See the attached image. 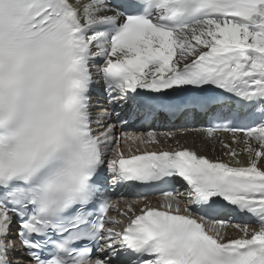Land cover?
Here are the masks:
<instances>
[{"label":"snow or ice","instance_id":"6c2138e0","mask_svg":"<svg viewBox=\"0 0 264 264\" xmlns=\"http://www.w3.org/2000/svg\"><path fill=\"white\" fill-rule=\"evenodd\" d=\"M0 264H264V0H0Z\"/></svg>","mask_w":264,"mask_h":264},{"label":"bare ground","instance_id":"6f19581e","mask_svg":"<svg viewBox=\"0 0 264 264\" xmlns=\"http://www.w3.org/2000/svg\"><path fill=\"white\" fill-rule=\"evenodd\" d=\"M162 129H165V128H162ZM168 132H171V131H168ZM167 133V132H165ZM223 135V138L226 140V141H229L230 142V137L227 135V134H222ZM199 136H202V133H189V134H182L180 133V129L177 130L175 132V136L173 139L169 140L170 143L172 146H176V143H174L175 140L179 141L180 144L183 146V145H186V146H192L194 148H197L198 151L203 154V155H207L209 158H220V159H224V160H227L228 158L225 157L224 155L220 154V150L222 149V147L217 144L216 147H215V151L212 150V147H211V142H207L208 143V146L207 147H204V143L202 142L201 138ZM199 137V138H198ZM191 142V145L190 143ZM239 151V149H238ZM246 155L245 154H241L239 158L243 157ZM122 206L124 207L125 204H122ZM233 234H235L233 232Z\"/></svg>","mask_w":264,"mask_h":264},{"label":"rangeland","instance_id":"374dc122","mask_svg":"<svg viewBox=\"0 0 264 264\" xmlns=\"http://www.w3.org/2000/svg\"><path fill=\"white\" fill-rule=\"evenodd\" d=\"M199 137H201V136H199ZM199 137H198V138H199ZM176 141H177V140H175L174 143H176ZM170 143H172V142H170V141L167 142V144H170ZM203 143H205V141H204ZM219 152H220V154L223 155L224 150L221 149ZM240 159H241L242 161H245V162H246V159H247V158H246L245 156H243V157H241ZM228 232H229L230 234L234 235V234H233V231H232L231 229H228Z\"/></svg>","mask_w":264,"mask_h":264}]
</instances>
